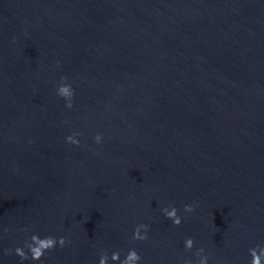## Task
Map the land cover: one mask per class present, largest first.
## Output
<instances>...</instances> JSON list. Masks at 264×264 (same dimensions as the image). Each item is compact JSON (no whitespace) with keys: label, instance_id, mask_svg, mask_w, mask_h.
<instances>
[{"label":"clouds","instance_id":"obj_1","mask_svg":"<svg viewBox=\"0 0 264 264\" xmlns=\"http://www.w3.org/2000/svg\"><path fill=\"white\" fill-rule=\"evenodd\" d=\"M57 95L62 97L66 102V107L71 109L73 107V97H74V89L71 84L66 81V78H62V81L57 88ZM80 135V133H73L66 137V141L72 145H79V140L76 138ZM94 140L97 144L101 143L102 136L97 134L94 137ZM164 215L167 219L171 220L173 225L179 226L181 224V217L177 213V209L175 207H171V211H168L167 208L164 210ZM194 211V207L191 205L184 206L185 213H191ZM145 234H141V232ZM148 226L144 224L137 225L133 231L132 240L133 241H144L147 239ZM66 239L64 237L56 238L54 236H45L41 238L37 234H32L27 240H25L22 247H16L14 249V253L17 257L20 258L21 264L23 261L31 259L33 262L40 261L47 252L52 251L57 245L61 248L65 246ZM185 251H191L194 247V241L191 237L185 239L184 242ZM257 248L249 249V253L251 256L250 264H260L259 256L257 255ZM27 249V251H25ZM7 254V253H6ZM196 256L198 259V264H208L209 257L204 255V249L200 248L196 251ZM203 254V255H201ZM108 255L102 254L99 259V264H108ZM111 260L114 264H139L141 261V256L134 248H129L124 259L121 260V254L119 251L113 252L111 255ZM183 264H192L190 260H184Z\"/></svg>","mask_w":264,"mask_h":264}]
</instances>
